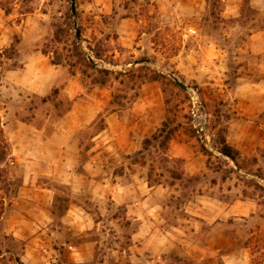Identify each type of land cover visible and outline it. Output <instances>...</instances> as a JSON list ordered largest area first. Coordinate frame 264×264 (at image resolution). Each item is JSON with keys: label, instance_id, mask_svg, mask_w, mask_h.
Returning <instances> with one entry per match:
<instances>
[{"label": "rangeland", "instance_id": "374dc122", "mask_svg": "<svg viewBox=\"0 0 264 264\" xmlns=\"http://www.w3.org/2000/svg\"><path fill=\"white\" fill-rule=\"evenodd\" d=\"M75 8L79 38L70 0H0V264H252L264 252L247 241L264 233V36L251 38L264 0ZM125 16L138 34L123 45ZM111 113L127 142L106 150Z\"/></svg>", "mask_w": 264, "mask_h": 264}, {"label": "crops", "instance_id": "0c3cea01", "mask_svg": "<svg viewBox=\"0 0 264 264\" xmlns=\"http://www.w3.org/2000/svg\"><path fill=\"white\" fill-rule=\"evenodd\" d=\"M251 3L254 4V0H251ZM100 11H103V7L98 8ZM106 11V10H105ZM119 26H127L128 27V32H124L121 31L120 29L117 28V34H118V39L117 41H119V43L126 45L127 43H125V38L124 37H131V39L133 37H135L138 34V28L136 23H134L133 18L129 17V16H125L122 17L119 21ZM124 36V37H123ZM252 39H256L257 41H259L258 39L264 36V33H259V35L257 34H253L251 35ZM260 42H256V44H252V47L255 49V47L257 49H260ZM264 45V44H263ZM259 46V47H258ZM107 121L111 127V129H113L112 133L115 135L114 136V142L109 143L107 146H105L106 150L109 149H113V148H118V147H123V141L126 139V135L128 134L127 131V127L122 125L121 123H119V121L117 120V115H114V113H111L107 116ZM131 129V128H130ZM123 130V131H122ZM127 142V139H126ZM127 143H125L124 145H126ZM119 149V148H118ZM102 185V182H100ZM103 186L108 187L109 184H103ZM120 186V185H119ZM115 188V187H114ZM113 198L115 199V201H118V195H113ZM136 219V218H135Z\"/></svg>", "mask_w": 264, "mask_h": 264}, {"label": "trees", "instance_id": "16d2710c", "mask_svg": "<svg viewBox=\"0 0 264 264\" xmlns=\"http://www.w3.org/2000/svg\"><path fill=\"white\" fill-rule=\"evenodd\" d=\"M78 55L86 61V64L90 67H93V63L91 59L87 56H85L83 53H78ZM102 72L107 73L106 70H103ZM221 143V153L228 156L232 160L235 161L236 156L238 155L237 150L233 149L230 145H228L225 141L224 138L220 139ZM249 243L253 241V243H259V242H264V233L258 232L256 234H252L248 240ZM264 262V252H261L258 254L255 259L252 260V264H259Z\"/></svg>", "mask_w": 264, "mask_h": 264}, {"label": "water", "instance_id": "95a60500", "mask_svg": "<svg viewBox=\"0 0 264 264\" xmlns=\"http://www.w3.org/2000/svg\"><path fill=\"white\" fill-rule=\"evenodd\" d=\"M70 6H71V12H72V15H73V19H74L75 34H76V37L79 38L80 37V32H79V28H78L77 22H76L75 0H70ZM172 78L180 87L186 89L185 85L180 83L176 78H174V77H172Z\"/></svg>", "mask_w": 264, "mask_h": 264}, {"label": "built area", "instance_id": "2783aa9c", "mask_svg": "<svg viewBox=\"0 0 264 264\" xmlns=\"http://www.w3.org/2000/svg\"><path fill=\"white\" fill-rule=\"evenodd\" d=\"M191 115L193 117L194 126L196 128H199L200 130H203V120H204V117L199 112V109H194L193 108L192 111H191Z\"/></svg>", "mask_w": 264, "mask_h": 264}]
</instances>
